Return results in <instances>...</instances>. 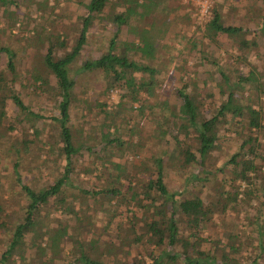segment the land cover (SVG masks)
Masks as SVG:
<instances>
[{
  "label": "rangeland",
  "instance_id": "374dc122",
  "mask_svg": "<svg viewBox=\"0 0 264 264\" xmlns=\"http://www.w3.org/2000/svg\"><path fill=\"white\" fill-rule=\"evenodd\" d=\"M88 2L89 0H15L16 5L13 6L5 7L0 4V46H9L15 52L16 72L12 75L15 78L11 86L13 91L10 92L16 94L29 110L46 117L29 121V117L27 119L21 113L8 93L5 105L7 118L0 125V219L6 222V227L0 229V254L10 242L16 224L22 222L28 202L16 179L14 163L18 162L17 172L21 183L34 189L51 185L63 174L65 162L55 147L58 124L49 118L58 112L54 97L50 94L55 79L46 68L42 56L48 31L66 35V47H56V56L64 54L74 45L80 30L79 21ZM216 4L225 23L250 29L246 38L250 39L252 31H257L255 22H258L261 9L264 8L262 0H167L163 16L166 21L165 32L154 45L157 49V54L154 55L165 62V66H158L159 71L154 76L158 82L153 94L148 96L142 90L138 101L119 102V116L115 118L119 122V136L126 141L140 143L138 152L133 148L128 151L122 149L119 161L125 169L124 176L117 185L119 194L116 197L104 193L92 194V191L110 187L107 180L109 171L100 169L93 154L83 152L79 159L73 161L74 170L70 174L69 183L58 196L49 198L35 216L37 224L26 233L21 247L26 259L38 264H69L84 251L92 257L113 264H153L164 247L156 248L145 238L141 243H135L130 225L137 224L136 231L139 233L140 224L147 215L148 211L144 207L139 209L135 202L150 205L148 194L140 189L145 182L152 184L155 178L154 156L162 157L163 180L170 190L186 189L185 193L182 192L184 195L189 190H194L205 201H209L213 189L219 187L217 182L225 178L232 182L227 180L220 188L233 191L238 187L245 190L247 183L232 174L231 166H224L249 133L244 116H235L234 123L221 127L220 140L207 160V168L212 173H208L206 185L201 186L194 181L185 184V178L198 165L181 168L178 161L180 156L174 157L171 139L169 144L163 141L164 129L173 128L170 126V114L174 111L163 115L168 113L163 105L150 110L154 99H168L172 107L179 104L175 88L181 87L183 82L179 75L184 74L195 83L188 84L184 89L198 98L203 97L205 115H212L218 104L225 99V94L217 88L219 76L211 61H217L222 70L230 73L232 79H236L244 71L242 68L245 65L242 62V66L234 71L235 55L240 51L232 39L220 35L213 41L204 30ZM112 10L118 11L119 6L115 4L113 7H106L109 14ZM163 17L160 18L164 19ZM102 26L96 24L91 28L82 55L69 69L70 76L76 82L69 120L73 139L76 145L92 146L95 151L101 147L98 136L102 116L94 110V106L98 102H105L107 109L114 110L118 105V95L123 90L119 85L106 93L104 88L107 77L104 72L80 68L85 59L95 58L106 51L114 26L110 19L106 27ZM120 36L123 38L125 32ZM257 41V48L245 53V61L252 63L250 68L264 72V38L258 36ZM117 47L119 50V41ZM154 64L152 61V65ZM4 65L1 64L4 73L10 76ZM175 65L180 69L178 73L174 70ZM139 75L136 73V78ZM41 77L48 78L43 89L38 87ZM260 80L264 82V74L260 76ZM248 90L247 84L238 87L236 97L239 103H246L244 96ZM258 95L254 99V107L264 108V84H261ZM146 98L148 105L143 114L137 113L140 101L144 102ZM261 114L264 120V111ZM9 125L13 128L10 129ZM34 128L41 132L34 135ZM177 132L186 141L190 140V135L183 128H177ZM255 136L258 139L254 153L257 169L250 175L256 182V188L254 195L250 197L251 206L240 211L230 207L224 214L216 215L210 223L211 229L205 231L207 242L203 243V247L213 253L217 261L221 254L220 248L227 250V244L231 243L225 237L229 232L238 236L235 238L236 249L229 253L230 257L241 264H264V202L260 182L264 175V130L257 131ZM24 139L32 141L24 142ZM221 167V171H217ZM197 169L200 170L199 167ZM214 171L216 175H213ZM199 175L207 173L200 171ZM129 185L136 188L132 193L141 191L137 199L133 200L127 194ZM185 185L187 186L183 189ZM152 188L147 187L150 192H153ZM83 190H89V193H84ZM259 224H262L261 233ZM220 243L224 246L221 247ZM10 261L9 259L8 262ZM19 263L22 262L18 257L13 264Z\"/></svg>",
  "mask_w": 264,
  "mask_h": 264
},
{
  "label": "trees",
  "instance_id": "16d2710c",
  "mask_svg": "<svg viewBox=\"0 0 264 264\" xmlns=\"http://www.w3.org/2000/svg\"><path fill=\"white\" fill-rule=\"evenodd\" d=\"M166 1L89 0L84 7L85 12L79 21L80 30L74 45L59 56H56L55 48L66 47V35H58L56 31L47 32V42L42 59L46 68L55 79L50 94L54 97L58 109L57 114L49 118L55 120L58 124V138L55 140V147L58 148V155L63 158L65 165L63 174L51 185L34 189L21 183L17 172L18 162L14 163L16 179L20 183L21 189L25 192L28 202L25 205L22 222L16 224L10 242L0 254V264H13L18 257L21 258L22 262L19 264H38L33 262V260H29V258L26 259L23 255L21 247L24 244L26 233L37 224L35 216L39 214L40 207L49 198L54 195L58 196L62 188L69 183L70 174L74 170L73 161L79 159L83 152L93 154L100 165V169L109 171L107 180L111 184L109 185L110 187L92 191V194L104 193L107 196L114 195L115 197L119 194L117 185L120 184L125 169L119 161V157L122 158V149L123 151H128L133 148L138 152L140 143H133L132 140L126 141L120 137L119 122L115 118L119 116V102L138 101L142 90L146 91L148 96L153 94V89L158 82V79L154 77L159 71L158 66H165V62L158 60L155 56L157 49L154 45L156 41L163 37L165 32L166 21L163 16L165 15L164 4ZM262 1L264 3V0ZM79 2H83V0H79ZM0 4L5 7L16 5L15 0H0ZM115 4L119 6L118 11L112 10L110 14L106 12V7H113ZM261 11L258 22H255L257 31H252L251 38L248 39L246 36L250 29L241 25L225 23L222 20V13L218 9V4L211 10V18L204 26L207 35L213 41L220 35L232 39L240 51L238 55H235L234 71L239 66H242V63L245 65L242 68L244 71L239 73L236 79H232L230 73L222 70L217 61H211V64L216 66L219 76L217 88L225 94V99L218 104L212 115H205V100L203 97L198 98L184 89L188 84H195L191 78L184 76V74L179 75V79L183 82L181 87L175 88V95L179 100V104H174L172 107V105H169L168 99H163V101L154 99L151 104L150 110L155 107L165 106L168 113H163V115H169L171 111H174L170 114L172 117L170 126L173 128L167 127L164 129L168 138H165L164 135L163 141L169 144V139H171L174 157L180 156L178 159L180 167L186 169L190 166L198 165L197 167L200 168L199 170L195 166L194 171H191L185 178V184L194 181L201 186L206 185L209 180L208 173H212L211 169L207 168V160L220 140L221 127L234 123L233 117L244 116L247 120L249 132L224 165L231 166L232 174L247 183V187L245 190L235 187L233 191L225 187L220 188L225 181L232 182L225 178L217 182L219 187L217 186L213 189V192H211L212 197L209 201H205L200 193L194 190H189L185 195L182 194V192H186L184 188L187 185L183 187L184 190L182 191L168 189L163 180L162 157L154 156L152 158L156 171L155 178L150 184L153 188L145 182L140 189L148 194L150 205L135 202L139 209L144 207V210L148 212L140 224L139 233L136 231L137 224H131L130 228L132 229L135 243H141L145 238L146 241L153 244L156 248L164 247L154 259L153 264H241L229 255L230 252L236 249L235 238L238 236L235 233L227 232L225 234L226 239L228 238V241L231 240V243L227 244V250L220 248L221 254L218 261L213 253L203 247V243L207 242L205 231L211 229L210 223L216 215L224 214L230 207H235L238 211L243 210V208L246 209L248 206L250 207V197L255 192L256 182L250 173H254L257 169L254 153L258 139L255 133L264 130V120H262L261 114L264 108L260 106L254 107V99L259 97L261 84H264L260 80V76L264 72L250 68L252 63L245 61V53L257 48L258 36L264 38V8ZM109 19L114 26V31L108 40L106 51L95 58L85 59L80 66L82 70H99L106 74L107 78L104 88L106 93H109L113 88L119 87V85L123 88L120 91L121 93H119L120 96L118 95V105L114 110L107 109L105 102H98L94 106V110L102 116L98 136L101 147L95 151L92 146L76 145L73 139L69 120L70 104L75 97L74 88L76 82L70 76L69 69L82 55L91 28L96 24L106 27ZM123 31L126 37L122 38L120 35ZM134 34L137 36L135 37ZM118 41L119 50L117 47ZM14 58L15 52L11 47L0 46V125L7 118L5 105L6 98L9 96L8 93H10L12 100L19 107L21 113L27 119L29 117V121L46 118L42 114L29 110L16 94L10 92L13 91L11 86L15 78L12 75L16 72ZM152 61L155 62L154 65H152ZM2 63L5 64L4 68L9 71L11 77L4 73V69L1 66ZM174 70L176 72L180 71L176 65ZM136 73L140 74L137 78ZM46 83H48V78L41 77L38 87L43 89V85ZM242 84L249 85L247 95H243L246 98V103L244 104L242 102L239 103V99L236 97L238 87ZM147 100L148 98L144 102L143 100L140 101V106L136 110L137 113L143 114L144 108L148 105ZM129 107L132 108V105L129 104ZM9 126L10 129L13 128L12 125ZM179 127L190 135V140L186 141L184 136L177 132ZM158 128L162 130L161 127ZM39 132L41 131L36 128L33 129L34 135H38ZM31 141V139H24V142ZM262 159L264 160V156ZM222 168L217 169V171H221ZM200 171L206 172L207 175H199ZM216 174V171H214L213 175ZM260 182L262 185L261 198L262 202H264V175L261 176ZM148 186L153 189V192L147 189ZM135 189L132 185L127 187V194L133 200L137 199L139 192H141L132 193ZM83 192L89 193V190H83ZM258 226L261 233L262 224ZM5 227L6 222L0 219V229ZM217 240L219 241V239ZM220 244L221 247L224 246L222 243ZM167 248L169 251H166ZM9 259L11 260L10 262H8ZM69 264L113 263L92 257L88 253L81 251L77 259Z\"/></svg>",
  "mask_w": 264,
  "mask_h": 264
},
{
  "label": "built area",
  "instance_id": "2783aa9c",
  "mask_svg": "<svg viewBox=\"0 0 264 264\" xmlns=\"http://www.w3.org/2000/svg\"><path fill=\"white\" fill-rule=\"evenodd\" d=\"M202 8H203V11H205V9H204V5H202Z\"/></svg>",
  "mask_w": 264,
  "mask_h": 264
}]
</instances>
